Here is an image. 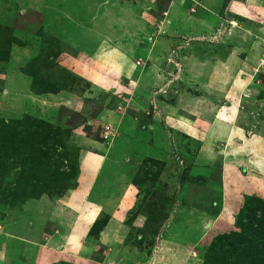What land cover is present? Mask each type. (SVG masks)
<instances>
[{
	"label": "rangeland",
	"instance_id": "374dc122",
	"mask_svg": "<svg viewBox=\"0 0 264 264\" xmlns=\"http://www.w3.org/2000/svg\"><path fill=\"white\" fill-rule=\"evenodd\" d=\"M200 3L211 90L145 79L166 12ZM212 3L0 0V264H264V0Z\"/></svg>",
	"mask_w": 264,
	"mask_h": 264
},
{
	"label": "crops",
	"instance_id": "0c3cea01",
	"mask_svg": "<svg viewBox=\"0 0 264 264\" xmlns=\"http://www.w3.org/2000/svg\"><path fill=\"white\" fill-rule=\"evenodd\" d=\"M208 1L210 3L213 2L212 3L213 5L214 2L216 3V0H208ZM187 8L188 6L183 9L174 8L170 12L167 11L163 19L161 20V22H159L157 26L158 30H160V33L162 34L160 38L157 39L156 41L155 40L153 41V39L147 41L146 45H148L147 46L148 48L147 47L146 48L149 50L148 60L150 61L149 62L150 67L147 69L145 73V79L153 76V71L155 70L152 68H157L159 65V66H163L164 68L168 67L167 69L169 70V72L171 70L170 73L173 78H168V79L173 83L177 81L183 82L184 85H186L187 83H191V85L194 86L195 88L202 86V84H204V86L206 87L205 89L211 90L210 83L212 81V73H214L213 70L214 64H212V61L210 60L211 54L209 53L208 45H211V41H209V39H216L218 32L215 29L216 21H217V15L216 12L214 11L215 8H211V4L207 5L206 3H200L198 7L199 14L195 15L194 17H188L187 14L188 11L186 10ZM185 37H188L186 43H184L183 41ZM185 44L187 45L185 46ZM230 52H232L231 49ZM204 53H206L204 56H208V57L202 59L203 57L202 55ZM228 54L230 53L227 52L226 55ZM227 60L228 57L226 58V60H224L221 63V66H225ZM179 68L183 69V71L187 73L181 76L175 74V72H178ZM190 73L198 76L193 77L191 76ZM224 73H225V75L223 74L224 78L221 77L222 79L220 80L225 83L228 81L227 77L229 73L228 72H224ZM155 75L158 77V74ZM166 75L170 77L168 73ZM217 77L218 76H216V78ZM225 85L227 86L226 83ZM167 87L168 86L166 87L163 86L162 92L166 91ZM190 93L191 92H189L188 95ZM209 94L207 93V98ZM185 96H187V93L185 92L180 97L177 96L176 98L177 102L174 110L186 111L195 118L196 112L193 110L192 112H190L191 109L189 108V106L187 107V105L185 103L183 104V101L180 100L182 98H185ZM194 102L196 103L195 99ZM209 106L211 107V104H209ZM166 107L167 109L169 108L168 109L169 111H171L169 106ZM175 111H171L169 113L173 114ZM193 124L195 123L193 122ZM197 128L198 127L194 126L193 129L197 131ZM246 141L250 142L248 140ZM131 188L134 189L133 187ZM131 190L129 188L125 189L126 195L125 197H123L121 200L118 201V204L121 202L118 205L119 207L122 205L126 196L128 199L129 196L133 195L131 194L133 190L132 191ZM130 198H132V196ZM93 213L95 214L97 213L96 208L94 209ZM95 214L91 220L90 218L92 214L91 215L88 214V216L90 217L87 218L85 221H88L87 223L91 221L94 222ZM81 221L82 223L85 222L83 219ZM112 221L115 220L113 219V217L110 216L109 222L111 225H112L111 223Z\"/></svg>",
	"mask_w": 264,
	"mask_h": 264
},
{
	"label": "built area",
	"instance_id": "2783aa9c",
	"mask_svg": "<svg viewBox=\"0 0 264 264\" xmlns=\"http://www.w3.org/2000/svg\"><path fill=\"white\" fill-rule=\"evenodd\" d=\"M113 133L114 132H113V129L112 128L105 127L101 138L103 139V141L106 142L107 140H110L112 138Z\"/></svg>",
	"mask_w": 264,
	"mask_h": 264
},
{
	"label": "trees",
	"instance_id": "16d2710c",
	"mask_svg": "<svg viewBox=\"0 0 264 264\" xmlns=\"http://www.w3.org/2000/svg\"><path fill=\"white\" fill-rule=\"evenodd\" d=\"M261 209V208H260ZM256 217V216H255ZM259 217V216H258ZM264 217L261 219L260 217L258 218V220H257V223H258V225H260V227H262L263 225H264Z\"/></svg>",
	"mask_w": 264,
	"mask_h": 264
}]
</instances>
